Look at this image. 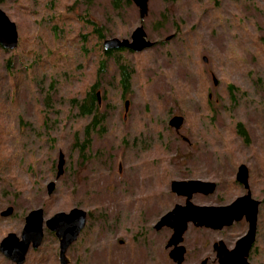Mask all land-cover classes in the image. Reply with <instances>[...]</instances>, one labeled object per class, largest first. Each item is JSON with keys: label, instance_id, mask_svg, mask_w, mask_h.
Segmentation results:
<instances>
[{"label": "rangeland", "instance_id": "rangeland-1", "mask_svg": "<svg viewBox=\"0 0 264 264\" xmlns=\"http://www.w3.org/2000/svg\"><path fill=\"white\" fill-rule=\"evenodd\" d=\"M110 3L0 0L18 30L16 49L0 47V170L3 161L9 166L0 172V213L13 209L0 216V242L10 233L19 238L33 210L42 209L45 221L79 208L88 217L68 264H175L165 248L172 231L153 229L183 203L171 182H216L214 195L194 203L229 204L244 194L235 182L244 165L260 202V252L249 261L264 264V0H149L143 21L132 4L114 11ZM139 25L155 46L104 56L105 40H130ZM121 70L130 75L124 95ZM93 85L105 131L93 132L82 160L90 118H79L71 100ZM174 116L185 119L178 134L189 143L168 127ZM59 151L64 174L55 180ZM50 182L55 190L48 196ZM228 234L189 225L183 264H216L212 243L227 244L234 238ZM58 254V240L44 226L40 248L24 264H59ZM0 264L13 263L0 253Z\"/></svg>", "mask_w": 264, "mask_h": 264}, {"label": "water", "instance_id": "water-1", "mask_svg": "<svg viewBox=\"0 0 264 264\" xmlns=\"http://www.w3.org/2000/svg\"><path fill=\"white\" fill-rule=\"evenodd\" d=\"M139 9V18L143 20L148 15V0H131ZM154 42L147 39V35L142 26L137 27L131 34L130 40L112 38L104 41V50L127 49L135 53L143 52L154 46ZM18 46V32L16 25L11 22L8 16L0 9V47L6 51H12ZM203 61L206 63L207 59ZM213 85H217L215 77L212 78ZM99 97L100 94L97 93ZM128 102H125V112L128 111ZM183 124L181 116H174L168 125L175 131H179ZM65 158L59 151L57 162V173L55 180L64 174ZM249 173L244 165H240L236 174V181L248 187ZM171 192L185 196L187 202L185 206H175L171 211L162 216L154 225V230L163 228L172 230V235L166 244V249L172 248L168 253L169 259L175 264L184 262L185 248L181 245L183 235L187 230L188 223H193L198 227L220 229L223 226H230L234 221L245 217L248 222V233L240 239L232 251H228L222 243H219L218 264H250L247 261L248 251L254 242L258 205L259 202L251 198L250 193L236 199L229 206L205 207L194 206L189 202L193 194H211L216 189V184L203 181H173L170 184ZM55 190V183L47 185L48 196ZM13 209L7 208L0 213L3 218L11 216ZM87 222V213L78 208L70 210L68 213L60 212L44 221L42 209L31 211L24 219V226L18 238L10 233L0 242V253L13 264H24L30 248L39 249L44 238L45 228L54 234L59 242V263L68 264L66 253L68 248L76 242ZM203 260L200 264H206Z\"/></svg>", "mask_w": 264, "mask_h": 264}, {"label": "flooded vegetation", "instance_id": "flooded-vegetation-1", "mask_svg": "<svg viewBox=\"0 0 264 264\" xmlns=\"http://www.w3.org/2000/svg\"><path fill=\"white\" fill-rule=\"evenodd\" d=\"M110 4H111V6H112V8H113V10L114 11H119V10H121V8L122 7H126V6H130L131 4H132V6H134L135 7V9H136V11L138 12V15H139V9L135 6V4L131 1V0H110ZM84 3H88V0H84ZM148 3H149V0H148ZM148 11H149V5H148ZM8 16V15H7ZM148 16V15H147ZM146 16V17H147ZM145 17V18H146ZM9 18V17H8ZM144 18V19H145ZM10 19V18H9ZM78 19L80 20H83V21H85L86 23H88L89 24V26L93 29V32L98 36V37H102V38H104L105 37V35L100 31V30H98V29H96L95 28V26H94V24L92 23V22H90V20L88 21L85 17H78ZM143 19V20H144ZM11 20V19H10ZM139 20H140V18H139ZM143 20H140V21H143ZM14 23V22H13ZM139 26H142V25H139ZM138 26V27H139ZM143 27V26H142ZM54 28V27H53ZM16 29H17V26H16ZM136 29V28H135ZM134 29V30H135ZM143 29H144V27H143ZM133 30V31H134ZM17 32H18V30H17ZM146 33V32H145ZM132 34V33H131ZM130 37H131V35H130ZM155 43V42H154ZM104 44V43H103ZM103 44H102V49H103V54L105 53V52H107V51H113V54H114V51H117V52H122V51H130V50H127V49H115V50H104V46H103ZM156 45V43L154 44V46ZM130 52H132V51H130ZM135 53V52H134ZM112 54V55H113ZM105 56V55H104ZM103 56V57H104ZM204 59V58H203ZM99 93V92H98ZM123 95H124V93H123ZM98 98V97H97ZM126 113V112H125ZM183 118V117H182ZM184 124H185V119L183 118V124H182V126H181V128H180V130L177 132L176 131V133L178 134L180 131H181V129L183 128V126H184ZM169 127V126H168ZM170 128V127H169ZM179 135V134H178ZM179 137L182 139V141H184V142H187V143H189V141H188V139L187 138H185L183 135H179ZM237 174V173H236ZM183 181H185V180H183ZM186 181H196V180H193V179H188V180H186ZM199 181H201V180H199ZM203 182H210V183H214V184H216V188H217V183L216 182H212V181H203ZM235 182L237 183V185H240L241 187H242V189L244 190V194H242L241 196H238L236 199H238V198H240V197H242V196H244V195H246L247 193H250V195H251V198H253L252 197V194H251V192H250V189H249V182L247 183V185H248V187L246 188L244 185H242V184H239L237 181H236V177H235ZM216 190L217 189H215L214 190V192L213 193H211V194H202V193H196V194H193L192 195V197H191V199L189 200V202L191 203V204H193L194 206H200V207H202V206H205V207H218V206H222V207H225V206H229L230 204H232L234 201H232L231 203H229V204H224V205H218V204H215V205H213V204H211V205H208V204H201V205H199V204H196V203H194V199H199L200 200V198H198V197H202L204 200H206L207 198H209L210 196H212V195H214V193L216 192ZM170 191H171V189H170ZM172 193V192H171ZM172 194H174V193H172ZM176 197H179L180 199H182V201H183V203L182 204H176L175 206H185L186 205V202H187V198L185 197V196H179V195H176V194H174ZM254 199V198H253ZM203 202H206V201H203ZM259 202V201H258ZM174 206V207H175ZM173 207V208H174ZM259 207H260V202H259V205H258V212H259ZM189 225H191L192 227H194V228H197V229H206V230H208V231H210V233H216V234H218V235H223L224 233V235L223 236H226V233H229V234H232L233 233V236H234V238L233 239H229L228 240V243L226 244L225 243V239H218V240H216V241H214L213 243H212V246H211V252H212V254H213V258H215V262H216V264H218V249H219V243H222L223 245H224V247L228 250V251H232L234 248H235V246H236V244H237V242L240 240V239H242L244 236H246V234L248 233V222L246 221V219H245V217H243L242 219H240V220H238V221H234L230 226H223L222 228H220V229H212V228H206V227H198V226H196L195 224H193V223H188V226ZM154 229V228H153ZM260 229H261V225H260V223H259V221H258V215H257V225H256V231H255V237H254V242H253V244L251 245V247H250V250L248 251V256H247V261L250 263V261H249V259L250 258H253V256L255 255V253H256V255H259V252H260V248H258L257 247V244H258V239H259V236H260ZM187 230H188V227H187ZM187 230H186V232H187ZM160 231V230H159ZM185 234V233H184ZM228 234V235H229ZM172 235V234H171ZM169 240V239H168ZM230 244V246H228ZM182 246H183V243H182ZM184 247V246H183ZM185 248V247H184ZM172 249V248H171ZM186 250V249H185ZM185 255H186V252H185ZM204 260H206L207 262H206V264L208 263V259L207 258H205ZM251 264V263H250Z\"/></svg>", "mask_w": 264, "mask_h": 264}, {"label": "trees", "instance_id": "trees-1", "mask_svg": "<svg viewBox=\"0 0 264 264\" xmlns=\"http://www.w3.org/2000/svg\"><path fill=\"white\" fill-rule=\"evenodd\" d=\"M99 39H103L101 36ZM113 54V51H107L104 53L105 57H111ZM130 84V75L127 73L125 70H121V75H120V88L122 93H126L128 90ZM97 85H93L90 87L84 94V96L81 98L79 101L77 98H73L71 100V108L75 109L77 111V116L79 118H90V122L85 128V138L84 142L80 145L79 147V154H80V159L85 160L84 158V152L87 151L90 148V143L91 139L90 136L95 132L97 129L98 131L96 133L102 135V133L105 131V127L103 129V124H105V119L101 114L99 113V110L101 108L100 104L98 103V98H97ZM208 104H210V100L207 101ZM0 109L2 110V113L4 114V109L2 108V105L0 104ZM212 112V111H211ZM2 115L0 111V133L2 132L1 129L3 127L2 124ZM237 134L243 135V137H247L246 131L243 129V126L241 124L237 125ZM0 155H1V149H0ZM3 157V155H1ZM1 157V158H2ZM4 160V159H2ZM4 166V167H3ZM9 168L8 164L2 163V169L4 170L5 168ZM12 186H14L16 189H21V186L19 183L12 182ZM93 215L95 212L92 213ZM92 216V215H91ZM101 218H106L103 214H100ZM86 235V234H85Z\"/></svg>", "mask_w": 264, "mask_h": 264}]
</instances>
